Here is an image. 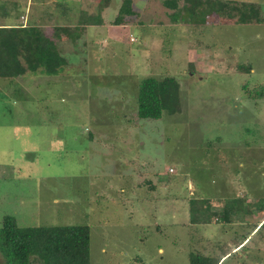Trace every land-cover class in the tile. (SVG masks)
<instances>
[{"label":"rangeland","instance_id":"374dc122","mask_svg":"<svg viewBox=\"0 0 264 264\" xmlns=\"http://www.w3.org/2000/svg\"><path fill=\"white\" fill-rule=\"evenodd\" d=\"M65 1L0 0V25L28 20L50 36L55 26L97 24L91 30L101 31L107 49L97 58L77 34L63 74L73 78L50 88L51 80L28 74L20 79L31 83L22 91L28 98L15 93L16 83L0 86V228L6 216L22 228L86 224L91 264H203L204 257L210 264H264V228L252 234L257 210H264V96H256L264 89V0H217L254 5L262 23L210 16L197 26L175 23L177 10L166 0H132L134 26L121 27L109 25L125 0H109L102 26L93 21L97 1L68 0L66 13L55 5ZM186 2L177 0L179 10ZM251 64V72L239 70ZM166 76L181 85V112L124 120L120 112L136 105L140 79ZM150 172L167 188L138 194L157 197L159 215L144 212L133 196L126 205L121 191L125 176ZM166 196L173 208L165 203L161 211ZM219 197L244 199L232 204L245 205V226L188 222L184 198ZM179 211L186 226L181 217L178 223ZM248 236L249 246L231 251ZM0 264H6L1 253Z\"/></svg>","mask_w":264,"mask_h":264},{"label":"trees","instance_id":"16d2710c","mask_svg":"<svg viewBox=\"0 0 264 264\" xmlns=\"http://www.w3.org/2000/svg\"><path fill=\"white\" fill-rule=\"evenodd\" d=\"M97 1V14L94 22L104 24L102 17L104 11L109 8V0ZM187 4L179 10L177 0H166L164 5L168 9L177 10L172 19L175 23L188 25H204L208 17H223L229 21H239L241 24L262 23L259 10L251 4L221 3L217 0H186ZM65 4H57L63 7ZM65 10L66 8H62ZM138 12L133 9L132 0L122 3L119 14L111 22L113 26L132 25V19ZM140 16V15H139ZM97 19V20H96ZM96 22V23H97ZM129 24V25H128ZM89 25V24H85ZM85 26L79 24L75 31L83 35ZM62 27H56L55 34H60ZM67 66L66 59L60 54L58 41L47 36L40 27L30 26L26 28L17 26H0V81L14 80L27 73L41 71L46 76H59ZM251 65H241L239 70L251 72ZM181 85L175 77L166 76L148 77L140 81L137 87V116L140 120L159 121L165 113L170 116L181 112ZM252 97L261 99L264 89L260 87L257 97L249 89ZM93 139V135L90 134ZM209 150V149H208ZM220 152V151H219ZM174 173L173 169H170ZM152 190V181H145ZM220 212L212 214L213 199L191 200V222L194 225H208L219 223L231 225L239 221L244 222L248 217L245 202L238 199H227ZM244 204H232L233 202ZM206 202V203H205ZM257 216L264 220V210L258 209ZM251 215V214H250ZM255 214L253 213L252 216ZM256 231L264 228V221ZM244 240H248L245 237ZM243 240V241H244ZM91 228L86 224L67 226H40L22 228L15 217L6 216L0 228V253L6 264H91ZM203 264L208 257H204ZM137 261H141L138 259ZM219 264V262L214 263Z\"/></svg>","mask_w":264,"mask_h":264},{"label":"crops","instance_id":"0c3cea01","mask_svg":"<svg viewBox=\"0 0 264 264\" xmlns=\"http://www.w3.org/2000/svg\"><path fill=\"white\" fill-rule=\"evenodd\" d=\"M60 3V2H59ZM59 3H56L55 5H57V4H59ZM67 4V3H69L68 2V0H66L64 3H62V4ZM58 7V6H57ZM63 8V7H62ZM85 12V11H84ZM49 17H52L51 15L49 16ZM2 18H8V16H6V17H2ZM11 19V18H10ZM3 22L5 23V24H2V25H0V26H5V27H7V26H9V25H7L6 24V20H3ZM97 22V21H96ZM70 25V24H69ZM69 25H67V26H65V27H62V30L60 31V34L58 33V34H55L54 33V30H55V28L56 27H61V26H55V27H53V32H52V34L49 36V37H51V38H53V39H56L57 41H58V48H59V51H60V54H61V56L63 57V58H65L66 59V62H67V66L64 68L65 70L59 75V76H46L45 74H43L41 71H39L38 73H35V74H32V73H27V74H25V75H23V76H21V77H18V78H15L14 80H1L0 81V86L2 87V85L4 86V89H6L5 88V85H7L6 87H10L11 86V83H13V84H17V85H15V87H16V89H15V93H20L21 92V96L23 95V93H22V91L23 90H26L27 92H29V85H31V83H29L28 85H27V83L28 82H26V83H20V79L21 78H24V77H26L28 74H30V75H28L26 78L27 79H36V78H44V79H48L49 81L51 80V82H49L50 83V86L51 85H53V84H63V81H64V79L65 78H73V77H64L63 76V74L64 73H66V74H69V71H70V67H69V65H70V62H69V59H68V55H70V54H73V53H70L71 52V48L75 45V44H77L78 42H79V40H76V37H75V30L77 29V27H75L74 25H72L73 27H70ZM79 25V24H78ZM30 26H32L30 23H29V21L28 20H26V22H23V23H20V25L19 26H17V27H22V28H26V27H30ZM100 26H102V25H100ZM109 26H113L112 24H111V22H110V25ZM93 27H97V24L95 25V26H93ZM93 27H89V25H86L84 28H85V32L83 33V35H82V37H83V48H85V46L87 47V46H92L91 48H93L95 51L97 50V52H98V57L97 58H101L102 57V55H105V52L107 51V49H106V39H103V37H100V32L101 31H99V30H97V28H96V31L94 32V31H92L91 30V28H93ZM118 27H121V26H118ZM72 28V29H71ZM70 30H72L73 32H69ZM95 33L98 35V39L97 40H95V41H92L96 36H95ZM48 36V35H47ZM132 36V35H131ZM103 40H104V42H103ZM131 42H133L132 41V39H131ZM69 47H71V48H69ZM86 52V51H85ZM192 64V63H191ZM87 69V68H86ZM83 70H85L84 68H83ZM97 70H101V69H99V68H97V69H94L93 70V73H96V71ZM86 71V70H85ZM83 73H85L84 71H83ZM148 78V77H147ZM142 79H144V77L143 78H141L140 79V81L142 80ZM19 80V81H18ZM139 81V82H140ZM67 83H68V81H66ZM51 83H53V84H51ZM25 84L27 85V87L25 86ZM34 84H36V83H34ZM41 84V83H40ZM43 84V83H42ZM45 84H48V82L47 83H45ZM37 85V84H36ZM3 88V87H2ZM50 88H53V86H51ZM26 91H24L25 93H26ZM23 96H25V95H23ZM26 98H28L27 96H25ZM136 97H137V88H136ZM5 105V104H4ZM6 106V105H5ZM135 109V110H134ZM132 110H134V116H133V112H132V114H131V116H129L130 115V111H132ZM132 110H130V111H128L127 109L125 110V111H123V112H120V113H122V115H123V117H124V120H126V121H130V122H133V120L134 121H137L138 120V116H137V99H136V105L133 107V109ZM130 117V118H129ZM133 132H135V131H133V130H130V132H127V131H123V133H125V135H129L128 133H133ZM94 137V136H93ZM89 140H91L90 141V143H92V140H94V138L93 139H90V136H89V138H88ZM109 145H110V143H109ZM108 145V146H109ZM113 148H117L118 146H117V144H113ZM109 147H111V146H109ZM101 150H103L104 152H110L111 151V148H108V147H102L101 148ZM169 172L171 173V171H170V169H169ZM174 173H175V171H174ZM140 176V177H139ZM156 175H154V173L153 172H150L149 174H147L146 173V176L145 175H142V173H138V174H136L135 175V177L134 178H132V179H134V180H130L129 179V177H127V176H125L129 181L127 182V183H123L124 184V187H121V188H123L121 191L122 192H126V197H125V199H124V201H126V205H128V204H132V203H135L134 202V200L132 201V196L136 199V201H141V206H140V208H143L144 209V212H146V213H151L150 212V210L152 211V212H155L156 214H158V211L156 210L157 209V207H156V200L158 199L157 197H153L152 196V198L150 199V201H148V194L147 193H140V194H138L140 191H145V189H149L148 188V186L145 184V181L147 180V181H152V190L151 191H153V192H156V190L158 189V186L159 185H161L162 187H164V186H166V184L164 183L165 181H163V179H161V178H159V176H158V178H159V181H157L156 183L153 181V178L155 177ZM168 186V185H167ZM167 186L165 187V188H167ZM127 192H129L130 194H127ZM137 192V194L138 195H135V193ZM178 195H174V197H175V199H176V197H177ZM195 196V195H194ZM187 198V197H186ZM174 199V200H175ZM227 199H229V197H225V198H221V197H219V198H214L213 199V209H212V214H216L215 212H220V210L224 207V205H225V203H226V201L225 200H227ZM192 200V198L190 199V198H188L187 200H185V198H184V206H187L186 207V209H187V211H188V213H189V215H188V217H189V219H188V222H190L191 223V213H190V206H191V201ZM160 201H162L159 205H160V208H161V211L164 209L162 206H165V203H166V207H168V204H169V208H170V210L173 208V205H172V203H171V200H170V197H165V198H163V199H160ZM172 212H174V211H172ZM178 215V223H179V225L181 224V222H179L180 221V217L183 219V221H185L184 223H182V224H184V226H186V224H188V223H186V219H185V214L183 213V214H181V212L179 211L178 213H177ZM257 214L260 216V213L259 212H257ZM159 215V214H158ZM182 215V216H181ZM259 216H257L258 218H259V222L257 223L258 224V228L262 225V223H263V221L264 220H261V219H263V218H261L260 219V217ZM160 216H156V218L154 219V217H153V220H155V222L156 221H158L160 218H159ZM167 218H165V217H162V221L164 222L165 220H166ZM212 224H215V223H212ZM211 224V225H212ZM156 225V227H157V231L159 230V228H161L160 226V224H155ZM208 225H210V224H208ZM220 225H223V224H220ZM234 224H231V225H229L230 227L231 226H233ZM242 225L243 226H245V223L244 222H242ZM255 225V224H254ZM224 227V226H223ZM257 229V228H256ZM256 229L254 228V230H253V232H252V234H254L255 232H256ZM251 238V236H248V240H244V241H242V242H240V243H238V244H236L235 246H231V251L232 252H235V251H237L238 249H240L242 246L244 247H247V246H249V244L252 242V240L250 239ZM260 250V249H259ZM160 251H162V249H160ZM230 253H228L227 255H229Z\"/></svg>","mask_w":264,"mask_h":264},{"label":"clouds","instance_id":"9594fccd","mask_svg":"<svg viewBox=\"0 0 264 264\" xmlns=\"http://www.w3.org/2000/svg\"><path fill=\"white\" fill-rule=\"evenodd\" d=\"M133 41V40H132Z\"/></svg>","mask_w":264,"mask_h":264}]
</instances>
